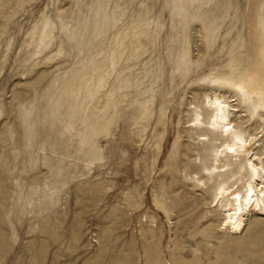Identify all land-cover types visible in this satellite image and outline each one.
<instances>
[{
	"label": "rangeland",
	"instance_id": "1",
	"mask_svg": "<svg viewBox=\"0 0 264 264\" xmlns=\"http://www.w3.org/2000/svg\"><path fill=\"white\" fill-rule=\"evenodd\" d=\"M249 3L0 0V264H264V214L221 230L215 186L240 174L209 180L188 127L245 71Z\"/></svg>",
	"mask_w": 264,
	"mask_h": 264
},
{
	"label": "bare ground",
	"instance_id": "2",
	"mask_svg": "<svg viewBox=\"0 0 264 264\" xmlns=\"http://www.w3.org/2000/svg\"><path fill=\"white\" fill-rule=\"evenodd\" d=\"M262 1L249 0L248 18L250 21L247 20V24L251 22L256 29L253 37L248 38L246 56L249 60L245 71L230 79H213L212 86L222 91H214L212 95L205 96V116L196 109L188 126L192 130H199L197 132L200 134L197 138L200 141L214 145L212 146V164L205 169V175L209 177V180L221 178L222 175L228 173L227 170L233 164L235 165L234 174H240L239 178L230 185L228 180H219L214 189L213 202H216L214 207L219 209L221 215V230L229 233L230 236L240 235L248 217L256 210L264 214V134L257 137L247 122H239L242 116L234 115L238 111L231 105L233 101L231 99L234 96L230 95L231 93L239 95L243 105L250 107L252 115L256 118L260 116V121L263 120L264 123ZM212 132H219L213 135L216 141L208 137ZM229 156L233 157L234 161L226 160ZM190 179L195 178L190 177ZM195 182L201 187L200 189L206 190L204 177L195 179Z\"/></svg>",
	"mask_w": 264,
	"mask_h": 264
}]
</instances>
